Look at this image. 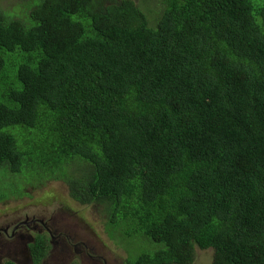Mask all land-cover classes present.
<instances>
[{"label":"trees","instance_id":"1","mask_svg":"<svg viewBox=\"0 0 264 264\" xmlns=\"http://www.w3.org/2000/svg\"><path fill=\"white\" fill-rule=\"evenodd\" d=\"M138 1L0 8V175L102 204L132 264H264V0Z\"/></svg>","mask_w":264,"mask_h":264},{"label":"rangeland","instance_id":"2","mask_svg":"<svg viewBox=\"0 0 264 264\" xmlns=\"http://www.w3.org/2000/svg\"><path fill=\"white\" fill-rule=\"evenodd\" d=\"M138 2H140L141 7L147 14L152 16L150 12L156 9L157 1L139 0ZM24 6L25 0H0V8L4 12L8 11L15 14L20 12V10H24ZM7 65L8 63L6 62L5 69H7ZM43 180L35 176V173L31 171H24L22 178L19 173L3 171L0 175V223H11L14 215L19 212L22 213V216H24L23 213L39 216L40 212H45L49 209H55L58 212L64 210L63 219L49 226L55 231L53 240L61 241L68 236L74 238V243L85 239L87 246L85 250L82 249L78 254L83 259L82 261L75 257L70 261H64L62 264H88L87 252H91L94 258L106 260V264H128V262L132 264V261H135L140 251L153 248L146 240H140L137 244H134L129 238L121 234L117 235V239L111 238L110 233L105 230L108 220L102 204L94 202L80 204L69 196L68 187L63 180L50 179L45 182ZM29 182L34 183L31 184ZM30 209L38 213L28 212ZM25 218L20 219V221ZM33 219L40 221L37 218ZM40 226L36 225L35 228ZM41 234H47L50 241L51 238L47 233V229L35 233L36 236ZM21 235L24 239L31 234L29 231H23ZM31 236L33 237V235ZM2 241L7 250L16 243L13 238H7V240ZM62 246L60 244L55 245L50 253L53 258L48 264H57L61 258L60 249ZM196 254V260L192 264L212 263L213 249L200 250L197 248ZM26 264L32 263L27 262Z\"/></svg>","mask_w":264,"mask_h":264},{"label":"water","instance_id":"3","mask_svg":"<svg viewBox=\"0 0 264 264\" xmlns=\"http://www.w3.org/2000/svg\"><path fill=\"white\" fill-rule=\"evenodd\" d=\"M64 215H65L64 210L58 212L55 209H53V210L50 209L48 212H46L44 214H41L39 216L36 215V218L40 219L39 223L42 224L43 226H46L49 229L48 232H49V235H50V238H51L50 242L53 245V248L57 244L63 245L61 247V249H60L61 258L58 260L57 264H62L64 261H70V260L74 259L75 257H78L79 260L82 261L83 259L80 256H78V254L82 251V249L85 250V248L87 246V241L85 239H83L81 241H78L77 243L73 242L74 238H70L68 236H66L61 241L53 240V238L55 237L54 236L55 231L52 230L49 226H52V225L56 224L57 222H59L60 220H62ZM22 223L24 225L26 224L29 227L28 220L24 221ZM14 229H15V227H14ZM27 229L28 228H26V230H22V231H28ZM22 231H20V232H22ZM20 232H18V233H20ZM12 233L14 234V231ZM17 234H15V235H17ZM27 237H30V239L27 241L26 244H23L22 242ZM20 239H23L22 235L16 236V241H17L16 244L19 245V246H22V247L25 246V248H21V250H20L21 253L23 254V256H21L22 258H18L16 256V254H14L12 256L9 255V252H8L9 250H14V251L18 250V246H16V247H12V248H10L8 250L7 249L4 250V251L2 250L1 255H0V263H1V260L3 259V256L10 258L16 264H26L27 262H31L32 263L31 258H30L31 255H30V250H29L28 244L31 243V242H34V239H33V237L31 235H28L23 240L19 241ZM53 248H52L51 252L53 251ZM90 256H92L91 252H87L88 264H92V263H90ZM15 258H18L19 261H17ZM47 258H49V259H47ZM51 258H53V256L49 255L48 257H46L42 261L48 263L51 260ZM53 264H55V263H53Z\"/></svg>","mask_w":264,"mask_h":264},{"label":"flooded vegetation","instance_id":"4","mask_svg":"<svg viewBox=\"0 0 264 264\" xmlns=\"http://www.w3.org/2000/svg\"><path fill=\"white\" fill-rule=\"evenodd\" d=\"M23 214H25V213H23ZM25 217L27 218L28 215H25ZM23 218L24 217L22 216V213L19 212V213H16L14 215L11 223H8V224L0 223V245L2 246L3 250H6V248H5V245H4L2 240H7V238H13L15 234H17L18 232L21 231V226L19 224L23 222V220L20 221V219H23ZM31 225H33V226H31ZM36 225H41V226L39 228H35ZM14 227H15V229H14ZM26 228H28L30 230L29 233L31 235H33L34 239L36 237V235H35L36 232L47 229V233L49 234V232H48L49 229L46 226H43L42 224H38L34 220L30 221L29 227L26 225ZM13 231H14V234L12 233ZM19 234L20 233H18L15 236H18ZM29 239H30V237H27L22 243L26 244ZM31 243H33V242H31ZM1 246H0V248H1ZM16 246H18V250L17 251L9 250L8 251L9 255L12 256V255L16 254V256L18 258H22L21 256H23V254L21 253L20 250H21V248H25V246L22 247V246H19L15 243L13 247H16ZM1 252H2V250H0V255H1ZM3 258H4V256H3ZM18 258H15V259L17 261H19ZM4 262H5V260H4ZM90 263H92V264H105L106 260H103L101 258H94V257L90 256ZM0 264H2V260H1ZM41 264H48V263L41 261ZM51 264H53V263H51Z\"/></svg>","mask_w":264,"mask_h":264},{"label":"clouds","instance_id":"5","mask_svg":"<svg viewBox=\"0 0 264 264\" xmlns=\"http://www.w3.org/2000/svg\"><path fill=\"white\" fill-rule=\"evenodd\" d=\"M25 215H28V214L25 213L23 217H25ZM33 218H36V216H29V215H28V217L25 218V219L23 220V222L29 220V221H28V223H29L30 221H32ZM33 220H34L36 223L40 224L38 220H35V219H33ZM19 225L21 226V231H22V230H26V224L24 225L23 223H20ZM23 225H24V226H23ZM22 227H23V228H22ZM30 229H31V228H30ZM28 231L30 232L29 229H28ZM22 232H23V231H22ZM19 235H21V232H20ZM14 237H16V236H14ZM5 258L10 259V258H8V257H4V258L2 259V264H4V260H5ZM10 260H11V259H10ZM12 261H13V260H12Z\"/></svg>","mask_w":264,"mask_h":264}]
</instances>
